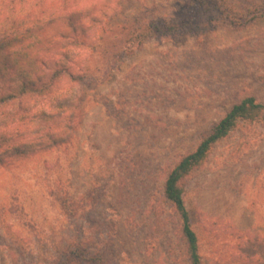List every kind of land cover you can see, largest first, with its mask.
Here are the masks:
<instances>
[{
    "label": "rangeland",
    "instance_id": "rangeland-1",
    "mask_svg": "<svg viewBox=\"0 0 264 264\" xmlns=\"http://www.w3.org/2000/svg\"><path fill=\"white\" fill-rule=\"evenodd\" d=\"M218 1L200 14L193 0H0V36L34 14L51 24L42 69L66 51L77 74L26 99L48 111L64 92L75 109L65 141L0 166V264H186L167 174L234 104L264 103V17L224 15L264 0ZM184 184L201 264H264V117Z\"/></svg>",
    "mask_w": 264,
    "mask_h": 264
},
{
    "label": "trees",
    "instance_id": "trees-1",
    "mask_svg": "<svg viewBox=\"0 0 264 264\" xmlns=\"http://www.w3.org/2000/svg\"><path fill=\"white\" fill-rule=\"evenodd\" d=\"M193 1L200 14L208 13L213 8L212 5L219 4L218 0ZM75 15L65 12L57 19L69 23ZM224 15L230 25L238 26L264 17V9L248 16L239 14L237 17L228 11H224ZM41 22L34 14L29 15L25 22L20 21V28H29L25 33L22 31L0 36V166L11 157L27 155L35 148L42 149L65 141L72 128V116L69 112L75 109V105L66 93L62 92L53 109L48 111L40 109L33 112L26 100L33 96L56 93L63 89L59 85L64 77L68 76L73 80L77 76L67 62L69 54L66 51L56 52L61 59L55 61V69H42L46 62L41 54L49 52V48L46 49L45 32L38 28L50 22ZM263 117L264 103L258 102L253 96L243 98L200 138L195 150L183 155L167 174L163 195L180 219L186 264H201V257L198 238L184 202L185 178L206 161L213 145L226 137L239 122L256 121Z\"/></svg>",
    "mask_w": 264,
    "mask_h": 264
}]
</instances>
